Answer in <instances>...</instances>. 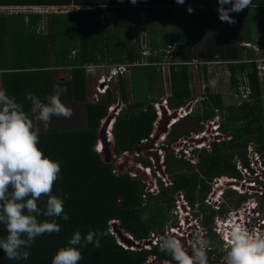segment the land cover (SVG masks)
Masks as SVG:
<instances>
[{
  "label": "trees",
  "instance_id": "16d2710c",
  "mask_svg": "<svg viewBox=\"0 0 264 264\" xmlns=\"http://www.w3.org/2000/svg\"><path fill=\"white\" fill-rule=\"evenodd\" d=\"M84 2L0 0V4L14 5L66 6ZM201 2L214 4L218 1ZM251 3L262 4V7L252 9L246 19L249 23L242 26L251 32L247 43L255 45L261 40L259 36L264 37V0H253ZM95 26L91 14L76 11L48 17L0 15V89L15 97L34 122L32 104L27 94L33 93L46 102L44 98L53 94L55 87H59L55 80L56 70L69 69L70 80L62 87L67 89L75 102L85 106L86 118L83 128L61 125L51 131L39 132L40 149L61 165L60 178L55 182L53 194L61 198L66 196L64 212L70 219L54 218L60 231L37 237L31 247L26 249L30 253L27 260H10L0 250V264H51L59 248L67 246L77 230L82 236H86L89 230L105 233L100 248L91 244L77 246L83 256L79 264H176L169 254L160 251L159 243L151 250L124 248L111 231L112 223L118 222L119 232L129 233L138 242H146L153 233L165 236L178 191H184L192 205L204 203L212 190L211 183L216 178L241 177L235 159L239 158L245 166H249V147L264 158V103L262 80L255 61L256 52L247 48L244 54V48L236 44L233 57L229 59L227 52L230 46L227 47L225 41L222 42L224 45H208L202 52L205 61L227 62L229 90L233 96L241 97L239 89L244 77H247L251 90L249 99L241 101V98L239 102L226 104L225 98H229L226 94L215 93L207 88L204 95L207 98L200 102L185 122L180 121L172 126L164 144L168 149L179 147L180 139L188 132L183 128L187 121L194 125V129H200L201 122L210 121L218 115L221 117V132L228 138L213 142L211 151L203 150L195 167L177 158L176 154L167 153L166 164L172 186L166 187L159 180L156 193H149L144 198L142 180L125 172L123 162L135 159V152L143 145L142 141L150 139L154 133L158 120L156 100L154 97L149 100L144 98L143 101L131 99L132 91H128L124 77L119 76L120 101L125 107L115 117L113 124L114 154L117 158L108 161L96 151L101 123L109 116L110 108L118 103V99L114 97L110 83L106 95L100 101L89 102L86 68L100 65L104 60L111 66L140 63L141 56L114 55L112 40L105 41V54H100L102 41L93 33ZM260 45L264 52L262 41ZM191 54L185 53L183 62L198 57L196 52ZM168 56L165 54L162 57ZM174 57L177 58L176 52L170 57L171 96L167 102L170 109L177 110L196 98L191 69L184 64L177 65ZM152 60L153 57L149 58L147 68L154 67V62H150ZM203 68L202 73L208 79L207 67ZM145 75L143 78L147 82ZM131 82L133 85V78ZM46 200L47 197H41L38 206L43 209ZM145 215L148 217L146 221L141 219ZM45 219L48 218L38 217L40 221ZM214 221V212L205 215L206 226L210 227ZM6 235L5 226L0 224V238ZM209 236L212 240H219L211 228ZM210 253H207L208 264H214Z\"/></svg>",
  "mask_w": 264,
  "mask_h": 264
},
{
  "label": "clouds",
  "instance_id": "9594fccd",
  "mask_svg": "<svg viewBox=\"0 0 264 264\" xmlns=\"http://www.w3.org/2000/svg\"><path fill=\"white\" fill-rule=\"evenodd\" d=\"M118 2L123 3L124 0ZM184 2L185 0H176L177 4ZM251 2L252 0H218L220 21L234 23L230 13L241 12ZM130 3L135 5L137 0H130ZM225 5L231 7L225 8ZM188 12L191 14L193 9L189 7ZM66 91V88L55 87L53 94L44 98L46 102H42L33 93L27 94V99L32 104L31 111L36 114L35 120L47 126L53 116L71 118V108L60 99ZM113 124L114 121L111 123L112 135ZM102 125L103 123L101 128ZM39 144V128L35 127L33 119L15 97L0 89V224L7 231L6 237L0 238V250L10 260H27L30 253L26 249L31 247L37 237L45 233H58L60 226L54 218L62 217L65 221L70 219L64 212L66 196L61 198L53 194L55 182L60 178L61 165L46 156ZM96 151L100 155L107 153L104 146L102 150L96 146ZM41 197H47L43 209L38 206ZM40 216L48 219L40 221ZM141 219L146 221L148 217L145 215ZM104 235L103 232L89 230L86 236H82L77 230L67 246L59 248L51 264H79L83 256L77 246L91 244L100 248ZM222 239L228 246L225 264H264V233L229 221ZM210 243L199 240L192 245V254L189 255L188 248L178 237H159L160 251L169 254L176 264H208L207 247Z\"/></svg>",
  "mask_w": 264,
  "mask_h": 264
},
{
  "label": "built area",
  "instance_id": "2783aa9c",
  "mask_svg": "<svg viewBox=\"0 0 264 264\" xmlns=\"http://www.w3.org/2000/svg\"><path fill=\"white\" fill-rule=\"evenodd\" d=\"M82 8H77V10H81ZM74 7H68V6H56V5H11V6H3L0 7V15H7V16H29V15H42L44 17H48L50 15L54 14H65V13H71L74 11ZM242 44H245L244 46L249 47L252 46L250 43L244 42ZM178 50V45L173 44L170 45L166 51V54L169 55L166 59L167 63L170 62V57L172 56V53H175ZM263 52V50H262ZM221 63H227V62H221ZM187 65L190 69L195 70L196 72L203 71V67H207L208 65H211V62L205 61L202 58H193L189 60L188 62H178L177 65ZM139 63L134 64H120V65H112V66H103L101 68L107 67V73L109 71V74L102 75L100 79L98 80V94L96 95L95 102L99 101V97L101 95H106V92L109 88V84L112 82L111 80L114 78H117L119 75L124 76L131 67L138 66ZM90 67V66H89ZM87 67V71L88 68ZM94 68H97V66L90 67L89 72H91ZM257 69L260 76H263L264 74V62L262 64H257ZM88 74V73H87ZM202 88H205L204 82L202 85ZM240 95H238L239 99L241 101L248 100L250 95V87L248 83L247 77H244L243 85L240 87ZM206 93V90H204L203 93V99L207 98L204 97ZM167 101V100H166ZM189 105L192 104V102L188 103ZM187 104V105H188ZM122 105V104H121ZM187 105L185 107H187ZM115 106V105H114ZM114 106L110 108V110H114ZM156 107V106H155ZM185 107H182L177 110H172L168 106L165 108V111L168 113V117H172L173 113L178 115V118L176 121L173 120L172 124L169 125L170 130L173 125L180 122L183 118L187 117L191 112L189 110L186 112L185 115H182V111ZM122 109V108H121ZM157 109V108H156ZM121 110L118 111L117 115L119 114ZM113 113L110 114L111 116ZM158 120L161 118V115H166L163 112L158 113ZM108 116V117H109ZM107 117V118H108ZM106 118V119H107ZM104 119L102 123L105 122ZM157 120L155 126L158 127L159 121ZM221 121L220 115L216 116L214 119L210 121H206V123H202L203 126L200 130L192 131L190 134H185L180 139V146L174 149H168L167 146H165L164 142L166 140V137L169 133V131H165L161 134H155L151 135L150 139H145L142 141L143 145L139 147L135 152V159H129L126 162H123V169L125 172L129 173L134 178H139L142 180V183L144 185V198H147V195L149 193H156L158 189V182L161 180L166 187H171L172 182L170 175L167 170V164H166V156L167 153L172 152L173 154H176L177 158L184 159L185 161L189 162L192 166H197L199 161V155L203 150L211 151L212 150V144L213 142H221L224 140V134H222L220 129V124L218 121ZM114 121V120H113ZM156 135H159V137H156ZM212 137L211 140H208V138ZM113 135H112V125L107 130V139L109 142L112 141ZM99 149V147H98ZM145 149V150H144ZM101 150V149H99ZM117 156L113 154V159H116ZM136 158H141L142 160L137 161ZM248 163L249 166H245L244 162H242L239 158L235 159L236 169L242 176V181L239 182V179L236 177H228V176H221L216 178L211 183V193L206 198L205 203L211 204L213 201V195L214 191L217 190V185L219 183L223 184L224 182L228 184V188L234 189L235 191H238L240 195H246L247 193L253 194V192L258 193L259 195H262L264 193V158L258 154L252 147H249L248 151ZM132 164H136V166H139L141 171H146L149 175H152L154 179L152 181H148L147 178L143 174H139L137 171L130 172L129 166ZM159 165L161 166V170L158 169ZM162 172V174H160ZM159 176H158V174ZM153 181L155 183H153ZM216 185L214 188L213 186ZM257 194V195H258ZM217 209L219 206H215ZM184 216H180V221L177 223L175 219L170 221L169 227L167 231L165 232V236L172 235L176 236L185 244V246L189 250V255L192 254V245L196 244L199 239L200 235L202 234V228L200 225V221L195 215L193 214L192 205L190 204L186 193L184 191H178L175 194V206L172 209L173 213L177 214L179 212ZM221 221L218 228L216 229L218 234L223 236L222 234V228L223 226H226ZM261 226V225H260ZM255 230H259L258 227H255ZM131 236V235H129ZM161 235L158 233H153L151 237L146 242H138L136 240V250H142L147 249L151 250V248L159 243V237ZM131 238H133L131 236ZM134 239V238H133ZM149 242V244H147ZM226 242V241H225ZM121 244V243H120ZM227 244V243H226ZM124 248L129 249L124 244H121ZM227 246V245H226ZM130 250H134V248H131Z\"/></svg>",
  "mask_w": 264,
  "mask_h": 264
},
{
  "label": "crops",
  "instance_id": "0c3cea01",
  "mask_svg": "<svg viewBox=\"0 0 264 264\" xmlns=\"http://www.w3.org/2000/svg\"><path fill=\"white\" fill-rule=\"evenodd\" d=\"M84 1L81 5L66 6L74 7L75 10L72 12H84L93 16L96 23L93 33L102 41L100 54H105V41L112 40L111 47L114 50V55L141 56L142 59L143 57H153L151 62H154V66L162 64L161 61L165 58L162 56L166 54L168 47L173 44L178 45L176 53L182 57L184 55L182 47L184 44L181 41L184 40V37L188 36L189 38L190 31H193V29L202 32L210 22L213 25H210L209 31V33H213L212 39L247 40L251 32L247 31L246 27L242 25L249 23L246 19L252 9L262 7V4L251 3L239 13H230L231 17H239L240 21L237 22L233 19L235 22L229 24L227 22L219 23L218 2L208 4L201 2L204 0H185L184 4H177L176 0H137V3L133 5L130 0H124L123 3H119L118 0ZM11 5L14 4H0V7ZM189 7L193 9L191 14L188 12ZM224 7L230 8L231 5H225ZM77 8L82 9L77 10ZM164 60L163 63L167 64ZM97 69L98 67L94 68L90 74H96ZM130 72L131 69L126 75L131 74ZM1 73L0 71V76ZM94 78L97 77L94 76ZM55 80L61 89H65L62 84L65 85L70 79L60 77L55 78ZM95 81L96 79H94ZM60 99L64 105L71 108L73 114L69 119L53 116L51 122L57 127L61 125L70 127L69 121L75 122V117H77L78 105L84 107L82 109L83 115H85V106L75 102L67 91L61 95ZM88 101L91 102L89 96ZM72 102L78 105L73 106ZM35 115L33 113L34 124L36 122ZM81 121H84L83 127H85L86 118L82 117Z\"/></svg>",
  "mask_w": 264,
  "mask_h": 264
},
{
  "label": "rangeland",
  "instance_id": "374dc122",
  "mask_svg": "<svg viewBox=\"0 0 264 264\" xmlns=\"http://www.w3.org/2000/svg\"><path fill=\"white\" fill-rule=\"evenodd\" d=\"M232 19L236 20L237 22L240 21V18L236 17V16L232 17ZM219 23H222V22L219 21ZM43 25H44L43 29L45 31L46 30L45 21H44ZM210 25L213 26L211 22L208 23V25L205 26V29L202 32H199L197 29H193V31H190L191 34L189 35V38H188V36H186V38L184 37V40L181 41L184 44L182 46L184 54L188 53V54L192 55L191 53L196 52V54H198L199 58L204 59L205 57L202 54V52H204L205 48L208 45H213V46L218 45V44L224 45L222 42L225 41V44H227V47L230 46V48H229L230 50L227 52L229 59H231L233 57V54H234L233 49L235 48V45L238 44L239 46L244 48V50H243L244 54L246 53L247 48L254 49V51L256 52V57H257L255 59V61L257 64H262L264 62V52H262L263 47L260 45L261 41L264 43V40H262V39H264L263 36H259V38L261 40H258L255 45L245 47L244 46L245 44H242V43L247 42L246 40L212 39L213 33H209ZM190 28H191V26H190ZM212 30H213V27H212ZM259 41H260V44H259ZM181 53H182V50H181ZM182 57H183V55H182ZM182 57L180 55H177V58L174 57L175 58L174 60L176 62L181 63V62H183ZM166 60H168V59H166ZM166 60H164V61L166 62ZM209 62H211V65L207 66V77H208V79H205V76L201 71L196 72L195 70L191 69V72L193 75L192 87L194 89V94H195L196 99L194 101H192V104H190V105L188 104L187 107H185L183 109L182 115H185L186 112H188L189 110L195 112V110L199 107L200 102L203 100V93H204V90H206L207 88H210V90L212 92H215V93L226 94L227 97H229V98H225L226 104L231 103L232 101L233 102L237 101V100H238V102L240 101L238 95L233 96L229 90L230 89V81H229V73H228V70L226 67V63H221V62L215 61V60L209 61ZM161 63H162L161 65L154 66L152 68H150V67L147 68L146 66L149 64V57H143V59L141 57V61L139 63L140 65L131 67L132 68L131 72H130L131 74H128V75L125 74L124 78H123L125 80L126 87H127L128 91H130V92L132 91V93H133V96H131V99L137 100V101H143L144 98L149 100V99H151V97H154L153 99L156 100L154 103H155V106L158 110V113L160 114L163 112L164 114H166L164 116L161 115V118L158 120L159 124H158V127L155 126V134H161L165 131L166 132L169 131L170 130L169 125L172 124L173 120L176 121V119L178 118V115L175 113H173L172 117H168L169 115L166 112L167 110L165 111V108L167 107V101L166 100L168 97L171 96V84H170V76H169L170 64L169 63L165 64V63H163V61H161ZM132 64H134V63H132ZM157 64H159V63H157ZM103 65L107 66L110 64L106 60H104L100 65H97L98 69L96 71V74H93V73L90 74V72H89L90 67H93V66H90L88 68V71H87V73H88V96H89V100L92 103H94V101L96 99V95L98 94V90H97L98 80L100 79L102 74L103 75L109 74V71L107 73V70H108L107 67L101 68ZM136 67H139V68H136ZM69 74H70L69 69L59 70V71L55 72V77H56V79L60 78V77H63L65 79H70ZM134 75L136 76V79H135ZM144 75H145V78H147V82L144 81V78H143ZM262 75L263 76H260V77L262 80V95H263V103H264V74H262ZM94 76H96L97 78H94ZM119 76L117 78H114L111 80L112 81L111 82V89L113 91V95H114V97H116L118 99V103L114 106V110H110V114L113 113L112 115H114L115 117L117 116L118 111L121 110L122 106L125 107V104L120 102V92L118 90V85H119L118 84V78H119ZM132 78H133V85L131 82ZM94 79H96L95 82H94ZM203 82H204L205 88L207 87L206 89L202 88ZM131 87H132V90H130ZM102 97H104V95H101V97H99V101L101 100ZM120 103H122V105ZM71 104L73 106L78 105L77 103H73V102ZM83 108L84 107L82 105H78L77 117H75V122L69 121L70 127H68V128H81L84 126V124H85L84 121H81L82 117L85 118V115H83L84 112H82ZM166 122H167V124H166ZM218 123L219 124L221 123L220 120L218 121ZM163 124H165V126H163ZM188 124H189V121L186 122V125H188ZM35 127L39 128V132H47V131H51V130L56 129L57 126H54L51 121L47 126H45L43 122L36 121ZM108 128H109V126H108ZM161 128L163 129L162 131L160 130ZM101 136H100L99 143H98L97 147H99V149L102 150L103 146L105 144L107 153H105L103 155V158H105L108 161H111L113 159V154H114V139L112 138V141L109 142L106 135H105V138L103 136L102 137ZM156 137H159V135H156ZM211 138L212 137L210 136V138H208V140H211ZM101 144H103V145L101 146ZM137 167H139V166H136V164H132L129 166V171L130 172L137 171L139 174H143L147 178V180L150 182L152 181V179H154L152 177V175H149L146 171H141ZM158 169L161 170L160 165H159ZM160 174H162V172ZM158 176H159V174H158ZM153 183H155V182L153 181ZM213 187L215 188L216 185H214ZM226 187H228V184L225 182L223 184L219 183L217 185V188L227 192L228 190H226ZM237 193H239V192L237 191ZM257 194L258 193L253 192L254 196ZM235 200H236L235 202L238 201L237 199H235ZM260 202L263 203V205H264V196L262 197ZM263 205H261V207ZM263 210H264V207H263ZM181 215H182L181 212H179L177 214V216H176V214L173 213V216H171L170 221L175 219L178 223L180 221ZM247 216H251L252 217L251 219H255V218L259 219L262 217L264 220V214H263L262 210H261V212H257V214L255 213L254 215L251 214V215H247ZM260 222L261 221H259V220H256V221L251 220V224L248 223V224H243V225H246L245 227L249 230H255V226H257L259 229L261 228L259 225ZM249 225H251V226H249ZM261 225H262V223H261ZM111 231L117 237L118 231H119L118 224L115 227L114 222H113L112 226H111ZM263 231H264V228H263V230H259V233H262ZM122 232L127 233L124 231H122ZM117 239L121 244H124L129 249H131V248H134L135 250L137 249L136 247L127 246L124 242L120 241V238L117 237Z\"/></svg>",
  "mask_w": 264,
  "mask_h": 264
},
{
  "label": "flooded vegetation",
  "instance_id": "af4514ba",
  "mask_svg": "<svg viewBox=\"0 0 264 264\" xmlns=\"http://www.w3.org/2000/svg\"><path fill=\"white\" fill-rule=\"evenodd\" d=\"M193 113L194 112H191L187 117L183 118L181 121L188 119L190 116L193 115ZM202 123L204 122H201V126H203ZM193 127L194 125L192 123H189L188 125L185 124L183 128H185V130L189 129L186 134H190V132L197 131L202 128L201 127L200 129H194ZM225 137L227 136L224 134V138ZM227 138H225V140ZM238 179L239 182H241L242 176L239 177ZM228 187H226V190H228L227 192L219 188L215 190L213 195V201L211 204H207L205 203V201L204 203H196L195 205H192L190 203L192 205L193 214L195 215V217L199 219L200 221L199 223L202 228V234L200 235L199 240L203 239L211 242L207 247V253L211 252L210 253L211 259L214 261V264H225L224 258L228 250V246H226L227 245L226 242L222 239V236L219 235L216 230L219 224L221 223V221L224 223V225L228 220L230 221L233 220L236 223H240L243 225L248 223L251 224V220H255V221L259 220L261 221L259 225H261L262 223V225L260 226L261 228L259 230H263L264 228V220L262 217H261L262 219L261 218L251 219L252 218L251 216H247L251 214L254 215L255 213L257 214V212H261V210L264 214V210H263L264 205L263 203L260 202V200L264 196V193L262 195H255V196L250 193L249 194L247 193L246 195H240V193H237V191ZM235 199H237L238 201L235 202L236 201ZM261 205L263 206L261 207ZM215 206H219V208L217 209ZM211 212L215 213V221L212 223L210 227H208L204 224V218L205 215H209ZM225 227L226 226H223L222 228V234ZM210 228L213 231V233L217 234L219 240L211 239V237L209 236ZM259 230L256 231L259 232ZM262 233H264V231Z\"/></svg>",
  "mask_w": 264,
  "mask_h": 264
},
{
  "label": "water",
  "instance_id": "95a60500",
  "mask_svg": "<svg viewBox=\"0 0 264 264\" xmlns=\"http://www.w3.org/2000/svg\"><path fill=\"white\" fill-rule=\"evenodd\" d=\"M113 120L115 121L114 115H111L107 118V120L103 123L102 128L100 130V136L102 135L105 138V135H106L107 130H108V126H110V124L112 123ZM166 124H167V122H166ZM163 126H165V124H163ZM162 130L163 129H161V131ZM104 147H106L105 144H104ZM117 224H118V222H114L115 227ZM117 237L120 238L121 242H124L129 247L136 246L134 239L131 238L128 233H123L122 231L121 232L118 231ZM147 244H149V242Z\"/></svg>",
  "mask_w": 264,
  "mask_h": 264
}]
</instances>
